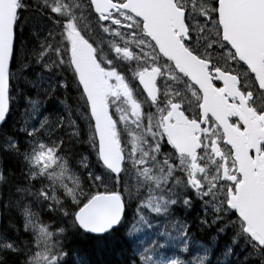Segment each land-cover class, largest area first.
<instances>
[{
  "label": "trees",
  "instance_id": "1",
  "mask_svg": "<svg viewBox=\"0 0 264 264\" xmlns=\"http://www.w3.org/2000/svg\"><path fill=\"white\" fill-rule=\"evenodd\" d=\"M68 25V21L58 19L52 13L44 0L19 2L10 66V111L0 130L3 146H11L12 141L16 145V148L3 152L1 156L3 163L0 192L1 195H6L5 200L12 204L17 197L14 188L26 183L23 151L27 150V138L30 137L41 141L45 138L52 139L73 170L78 173V170L83 169L80 180L86 197L106 191L130 194L128 183H124L122 179H114L100 166L95 153L96 144L89 140L86 103L68 65V44L65 37ZM52 69H57L59 76L65 78L67 84L60 86L57 81H51V85L47 87V95H44L41 101L42 114L47 117L48 122L43 129L28 135L21 124L20 111L24 108L25 100L40 93L37 89L36 74L50 75ZM76 141L80 145L75 144ZM9 195H12L14 201L9 199ZM64 206L70 214L75 209L69 203ZM129 207L130 201L127 202L123 223L100 237L83 234L72 224V217L65 219L67 227L62 223L64 220L53 221L55 229L58 226L73 229L79 241L65 228L64 234L60 236L59 251L45 264H143L126 230L132 218ZM195 213L196 207L188 213V217L194 220L190 228L192 234L214 242L206 264H264V248H253L250 244H244L241 248L233 245V242H241L243 235L236 230L231 217L221 222L216 221L212 228L203 230L202 225L198 223L199 215ZM7 215L10 221L17 219L16 223L8 224ZM9 225L15 228L19 236L28 240V236L22 233L20 217L7 210L5 220L1 221V237L4 241L16 247L20 244L13 238V230ZM229 246H232L231 251L228 250ZM25 252H1V264H31L27 262Z\"/></svg>",
  "mask_w": 264,
  "mask_h": 264
},
{
  "label": "rangeland",
  "instance_id": "2",
  "mask_svg": "<svg viewBox=\"0 0 264 264\" xmlns=\"http://www.w3.org/2000/svg\"><path fill=\"white\" fill-rule=\"evenodd\" d=\"M212 1L213 0H181L179 3L183 8L189 11V14L193 15V19H191V28L195 33L194 49H199L201 53H204L205 50L213 49V36H215V30L213 27L214 20L212 19V13L215 11V6L212 5ZM45 4L50 9L57 7L59 4L60 11L65 16L72 19L74 23L72 28L79 29L75 26V21L81 25H90L91 27L95 25L88 10L79 0H45ZM126 22H129L132 26L136 25V22H134L131 17L122 19V24H126ZM102 26L104 29L105 26ZM83 28L90 31L87 27ZM121 37H112L113 45L117 50L129 51L136 57L138 62L148 60L149 52L141 37H133L132 32H130L129 37L125 39ZM70 43L71 35L69 31V44ZM216 52L218 53L217 50ZM108 74L109 77H117V75H119L111 68L108 69ZM36 80L38 81L37 89H39L40 94L46 96L48 92L46 79L37 74ZM32 83L35 84V81ZM39 110V102L37 100H26V107L22 111L21 122L24 125L23 127L29 131L28 134H33L34 130H40L46 123L45 119L39 117ZM124 141L128 142L127 138H124ZM77 143L80 145V143L76 141L75 144ZM54 146L55 144L51 139L37 142L31 141L30 145L28 144L26 155L28 153L27 159L30 166L29 174L35 179H41V184L44 185L39 195H36L37 192H24V194H28L29 201L21 207L20 204L25 201V198L21 196V191L16 190L21 187L16 186L14 188L15 195L17 196L15 201L12 199V195H9V199L14 201V205L8 210L15 213L16 216L20 213L23 219L24 230L32 235V243H29V240L23 236H19L15 228L9 225L10 229L13 230V238L20 243L17 248L31 253L36 259H40L52 252L55 248H58L60 245V237L54 235L47 223L40 219L35 211L37 209L40 210L42 208V203L48 200L54 202L55 205L50 203L53 208L45 207V205V208L42 210L44 212H49V216L52 218L62 217L61 220H64L62 223L66 224L65 219L67 218H65V214L62 212L61 205L64 201H67L66 198L73 204H76L77 198L80 195L79 182L77 179L79 174L72 171L67 163L61 159L55 149L56 146L55 148ZM134 147L137 148V146ZM14 155H12V158ZM135 155L136 152H129L128 164L130 168L135 164ZM211 161H214L213 156H211ZM140 162L143 163V161ZM210 164L212 166L214 165L212 162H210ZM163 167L164 166L161 165L159 166L162 174L165 173ZM175 170V166L173 165L166 168L167 172H174ZM186 171L188 172V170ZM149 172L150 167L146 165L141 170V174L145 177L149 176ZM156 179H160V176ZM156 179L144 181L149 182L144 189V198L151 211L163 216L165 214V207H163L162 201L160 200V197H162V195L159 196L160 183ZM58 192L66 198L64 197V199L61 200L58 199ZM2 197L6 198V195L4 196L3 194ZM16 221L17 219L14 221L12 219L10 221L7 215L8 224L12 222L16 223ZM138 221L139 223L133 224L130 230L138 237V253L145 264H202L204 257L208 254V248L206 246H200L189 252L186 246L188 241L185 240L183 229L179 225L167 224L165 220L162 219L161 222L154 223L153 226L161 227L163 231L162 240L157 243L156 240H154L151 224L142 218H139ZM206 221L212 223V225L216 222L213 218H207ZM198 223L201 224L203 222L198 221ZM66 231H69V234H73L74 238L79 241L73 229L68 227ZM22 233L24 232L22 231ZM183 252H185V255Z\"/></svg>",
  "mask_w": 264,
  "mask_h": 264
},
{
  "label": "water",
  "instance_id": "3",
  "mask_svg": "<svg viewBox=\"0 0 264 264\" xmlns=\"http://www.w3.org/2000/svg\"><path fill=\"white\" fill-rule=\"evenodd\" d=\"M96 13H108L114 4L109 0H92ZM17 0H0V125L4 122L8 112V80L12 45L13 19L16 13ZM238 4L240 11L245 13L247 21L252 23L250 33L244 35V25L235 21L230 14V5ZM252 0H219L220 24L225 42L234 47L238 57L249 65L252 61L263 58L264 54V9L248 7ZM112 6V7H111ZM122 10H129L135 16L145 19L148 24L147 35L157 44L159 50L167 57L173 58L180 71L190 75L200 61L185 57L182 47L173 36V30L184 27V11L178 9L173 0H125L123 5H117ZM160 33V34H158ZM257 51L250 56V50ZM71 64L77 74L78 81L86 96L89 112L94 123L98 142L99 155L102 163L114 174L118 175L121 169L122 154L112 131L113 121L105 105V96L108 93L103 71L95 61L90 46L74 32L73 48L70 50ZM194 78L201 86H207L206 78L194 74ZM224 81V80H223ZM209 101L213 106L222 103L221 97L214 95L212 102L204 98L203 103ZM210 111V110H209ZM245 118L250 116L245 114ZM225 126V124L223 125ZM252 139L264 136L262 132L249 128ZM123 208L120 199L115 195H99L94 197L76 216L81 228L95 234H102L113 228L122 216Z\"/></svg>",
  "mask_w": 264,
  "mask_h": 264
},
{
  "label": "flooded vegetation",
  "instance_id": "4",
  "mask_svg": "<svg viewBox=\"0 0 264 264\" xmlns=\"http://www.w3.org/2000/svg\"><path fill=\"white\" fill-rule=\"evenodd\" d=\"M188 38L186 43L191 44L194 38L192 35H189ZM135 60L136 57L131 56L130 62L126 64V69L131 77L123 79V84L116 93L117 95L113 94L111 96L112 110L118 119L124 121L123 124L126 127L133 131L140 129L146 131L158 139L163 149L173 151L167 138V132H182L183 128L180 121L183 120V117L190 122H199L201 120L199 110L201 95L196 85L192 84L182 73H179L171 61L164 59L160 55L154 54L150 56V61H142L141 63ZM155 69L159 70L155 81L157 97L152 102L140 86L138 76L141 72ZM216 88L219 89L220 86L218 85ZM253 96L255 97L248 99V107L253 110L255 114L253 120H256V118L264 116V95L261 96V94L254 92ZM229 102L238 109L239 106L236 99L229 100ZM229 122L233 127L242 130L235 116H231ZM216 134L217 130L211 118L206 117L201 124L200 134L203 150L199 153L196 171L189 174L191 181H204L209 176L210 169L204 163L202 157L205 151H208L205 147L213 142V137ZM190 136H197V131H193ZM173 154L175 158L188 163L187 157L177 156L174 151ZM224 160L227 164L230 163V159L225 158ZM183 173L181 170V178L185 176Z\"/></svg>",
  "mask_w": 264,
  "mask_h": 264
},
{
  "label": "bare ground",
  "instance_id": "5",
  "mask_svg": "<svg viewBox=\"0 0 264 264\" xmlns=\"http://www.w3.org/2000/svg\"><path fill=\"white\" fill-rule=\"evenodd\" d=\"M44 2H45V0H44ZM260 7H262L264 9V0H252V5L249 6L248 8L253 9V8H260ZM240 8H241L240 5L234 4V5H230L229 10H230V14L233 17V19L244 25V35L247 36L252 29V23L247 21V19L245 17V13L241 12ZM124 143L128 144V142H126V141H124Z\"/></svg>",
  "mask_w": 264,
  "mask_h": 264
}]
</instances>
